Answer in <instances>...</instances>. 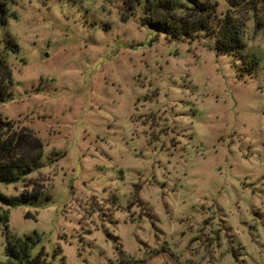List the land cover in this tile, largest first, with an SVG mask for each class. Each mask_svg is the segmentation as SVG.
Returning a JSON list of instances; mask_svg holds the SVG:
<instances>
[{
    "label": "rangeland",
    "instance_id": "rangeland-1",
    "mask_svg": "<svg viewBox=\"0 0 264 264\" xmlns=\"http://www.w3.org/2000/svg\"><path fill=\"white\" fill-rule=\"evenodd\" d=\"M0 2V142L13 124L15 158L42 156L0 183L31 199L0 203V263L31 237L48 264H264V0L236 13L239 56L154 35L121 0Z\"/></svg>",
    "mask_w": 264,
    "mask_h": 264
},
{
    "label": "trees",
    "instance_id": "trees-1",
    "mask_svg": "<svg viewBox=\"0 0 264 264\" xmlns=\"http://www.w3.org/2000/svg\"><path fill=\"white\" fill-rule=\"evenodd\" d=\"M121 1L129 17L137 16L140 25L154 35L161 34L170 41L192 40L203 35L212 43L210 47L213 51L220 55L234 56H239L243 50L244 24L236 13L240 9L253 11L258 5L257 0H225L227 8L217 16V0ZM7 21L6 5L0 2V31L5 28ZM8 41V44L13 42ZM16 49L18 48L14 45L13 51ZM3 50L0 43V63L7 57ZM10 97L7 85L0 82V103L9 101ZM4 127L8 135L0 142V183L14 184L22 182L40 164L42 156L39 153L29 162L20 163L22 160L26 161V157L15 158V154L21 151V154L28 156V140L13 124H5ZM30 201L31 199L20 197L10 200L0 195V203L6 207H20ZM6 220V215L1 216L0 225ZM32 240L31 237H26L17 239L14 243L8 242L5 250L8 260L0 264H48L42 253L31 254L34 245Z\"/></svg>",
    "mask_w": 264,
    "mask_h": 264
}]
</instances>
